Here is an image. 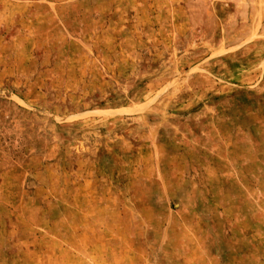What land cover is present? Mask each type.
Masks as SVG:
<instances>
[{"label": "rangeland", "instance_id": "obj_1", "mask_svg": "<svg viewBox=\"0 0 264 264\" xmlns=\"http://www.w3.org/2000/svg\"><path fill=\"white\" fill-rule=\"evenodd\" d=\"M0 264H264V0H0Z\"/></svg>", "mask_w": 264, "mask_h": 264}]
</instances>
